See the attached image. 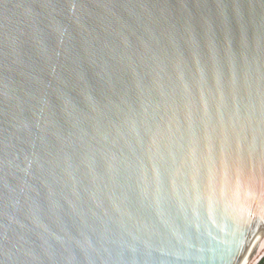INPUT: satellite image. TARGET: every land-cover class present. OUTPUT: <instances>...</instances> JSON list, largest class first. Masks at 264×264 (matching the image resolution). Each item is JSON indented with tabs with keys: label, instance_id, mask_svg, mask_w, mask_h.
Wrapping results in <instances>:
<instances>
[{
	"label": "water",
	"instance_id": "1",
	"mask_svg": "<svg viewBox=\"0 0 264 264\" xmlns=\"http://www.w3.org/2000/svg\"><path fill=\"white\" fill-rule=\"evenodd\" d=\"M264 0H0V264H261Z\"/></svg>",
	"mask_w": 264,
	"mask_h": 264
},
{
	"label": "trees",
	"instance_id": "2",
	"mask_svg": "<svg viewBox=\"0 0 264 264\" xmlns=\"http://www.w3.org/2000/svg\"><path fill=\"white\" fill-rule=\"evenodd\" d=\"M261 264H264V259L262 260Z\"/></svg>",
	"mask_w": 264,
	"mask_h": 264
}]
</instances>
